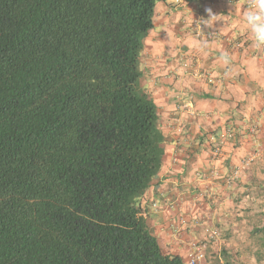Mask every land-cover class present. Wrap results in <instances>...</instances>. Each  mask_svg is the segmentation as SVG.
I'll list each match as a JSON object with an SVG mask.
<instances>
[{
  "label": "trees",
  "instance_id": "16d2710c",
  "mask_svg": "<svg viewBox=\"0 0 264 264\" xmlns=\"http://www.w3.org/2000/svg\"><path fill=\"white\" fill-rule=\"evenodd\" d=\"M160 1L0 0V264H185L140 206L164 155L139 68Z\"/></svg>",
  "mask_w": 264,
  "mask_h": 264
},
{
  "label": "crops",
  "instance_id": "0c3cea01",
  "mask_svg": "<svg viewBox=\"0 0 264 264\" xmlns=\"http://www.w3.org/2000/svg\"><path fill=\"white\" fill-rule=\"evenodd\" d=\"M249 2L162 0L140 53L141 85L165 138L160 172L140 206L162 253L184 263L193 244L205 243L200 264H212L210 242L221 239L230 264V208L240 215L245 202H262L264 46L256 47L244 22ZM208 7L227 17L202 26L210 39L197 38L192 22L206 19ZM209 227L221 238L210 241Z\"/></svg>",
  "mask_w": 264,
  "mask_h": 264
},
{
  "label": "rangeland",
  "instance_id": "374dc122",
  "mask_svg": "<svg viewBox=\"0 0 264 264\" xmlns=\"http://www.w3.org/2000/svg\"><path fill=\"white\" fill-rule=\"evenodd\" d=\"M264 156V155H263ZM261 156L258 167H260V172L264 176V157ZM262 160V162H261ZM260 165V166H259ZM250 193L256 195L258 190L256 187H253ZM262 194V202H245L243 205V213L239 215L238 212H234L232 208H230V264H264V261H255L252 256V252L249 247H253V243H255L250 238V232L253 228L261 227L264 225V187H261ZM216 230L219 232V236L210 241H216L221 238V233L219 228L216 227ZM213 247V251L211 257L219 254L221 245V239L219 241L210 242ZM221 246V247H220ZM220 256V255H219ZM212 264H215L216 261L214 258H211ZM222 264V263H221Z\"/></svg>",
  "mask_w": 264,
  "mask_h": 264
},
{
  "label": "clouds",
  "instance_id": "9594fccd",
  "mask_svg": "<svg viewBox=\"0 0 264 264\" xmlns=\"http://www.w3.org/2000/svg\"><path fill=\"white\" fill-rule=\"evenodd\" d=\"M227 2L231 7H236L237 0H227ZM204 11L207 18L205 19L202 17L196 21L204 27L210 28L215 22L220 21L222 17H227L222 14H214L210 7L205 8ZM243 19L253 35L256 47L259 48L264 46V0H250L249 6L243 11ZM204 46L206 47L207 45L205 44ZM220 59L225 64L230 62L227 52H224Z\"/></svg>",
  "mask_w": 264,
  "mask_h": 264
},
{
  "label": "built area",
  "instance_id": "2783aa9c",
  "mask_svg": "<svg viewBox=\"0 0 264 264\" xmlns=\"http://www.w3.org/2000/svg\"><path fill=\"white\" fill-rule=\"evenodd\" d=\"M181 0H175V3H179ZM192 28L194 30V35L197 38L210 39L211 37L203 31V27L199 22L195 20L192 22ZM252 160L245 161L242 165L243 169H247ZM237 174V172H236ZM209 236V240H214L219 236V232L216 229L207 228L205 229ZM206 249L205 243H195L191 246L190 250L186 254V264H200L204 259V253Z\"/></svg>",
  "mask_w": 264,
  "mask_h": 264
}]
</instances>
